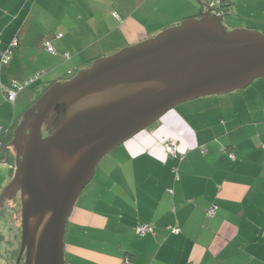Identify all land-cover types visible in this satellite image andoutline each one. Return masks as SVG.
Masks as SVG:
<instances>
[{"label":"crops","instance_id":"1","mask_svg":"<svg viewBox=\"0 0 264 264\" xmlns=\"http://www.w3.org/2000/svg\"><path fill=\"white\" fill-rule=\"evenodd\" d=\"M207 1L0 0L1 139L12 141L24 112L49 86L199 18ZM228 4L225 26L264 32V0ZM12 81L19 87L9 102L2 88ZM168 140L176 142L175 156L165 152ZM8 156L0 180V264H14L20 246L16 226L4 219L3 190L15 162ZM142 225L150 228L144 235L137 232ZM63 249L65 264H264V79L182 103L103 157L71 210Z\"/></svg>","mask_w":264,"mask_h":264},{"label":"water","instance_id":"2","mask_svg":"<svg viewBox=\"0 0 264 264\" xmlns=\"http://www.w3.org/2000/svg\"><path fill=\"white\" fill-rule=\"evenodd\" d=\"M264 79V36L203 13L49 86L13 131L20 197L14 264H65L71 210L100 160L178 105ZM11 192V193H10Z\"/></svg>","mask_w":264,"mask_h":264},{"label":"built area","instance_id":"3","mask_svg":"<svg viewBox=\"0 0 264 264\" xmlns=\"http://www.w3.org/2000/svg\"><path fill=\"white\" fill-rule=\"evenodd\" d=\"M225 0H208L207 1V7L206 12H208L210 15L215 17H223L224 13L222 10H219L218 8L221 6H224ZM17 46V39L14 38L2 51H1V61L2 63H7L9 59L11 58L13 49ZM45 49L48 53L53 54L54 49L50 46L49 42H46L44 44ZM36 78V77H35ZM30 82L24 81L22 85L27 86ZM19 86L16 84V81H12L11 85L9 87L2 88L4 97L7 101L13 102L16 96V89ZM2 136V130L0 128V156L4 150L3 142L1 139ZM174 140H168L166 144L164 145V149L166 154L170 156H175L176 154V145ZM2 164V161L0 160V165ZM215 213V209L211 208L207 212V216H212ZM150 230L149 226L142 225L137 229L138 234L144 235Z\"/></svg>","mask_w":264,"mask_h":264},{"label":"rangeland","instance_id":"4","mask_svg":"<svg viewBox=\"0 0 264 264\" xmlns=\"http://www.w3.org/2000/svg\"><path fill=\"white\" fill-rule=\"evenodd\" d=\"M225 22H224V20L222 19V25L226 28V30H228V31H230V30H234V29H231V28H228L227 26H225V24H224ZM256 32H258V33H260L261 35H263L264 36V32H260V31H256ZM71 79V78H70ZM254 82V81H253ZM252 82V83H253ZM37 100V99H36ZM35 100V101H36ZM34 101V102H35ZM33 102V103H34ZM33 103L32 104H30V106L29 107H31L32 105H33ZM28 107V108H29ZM158 122V121H157ZM4 151V150H3ZM3 153V152H2ZM10 154H9V156L10 157H12L13 159H15V148H14V146L13 145H11V147H10V152H9ZM6 155V154H5ZM3 163H4V161H2ZM12 169H11V174H12V177H13V174H14V163L12 164V167H11ZM8 171H9V168H8V166L7 165H4V164H2V165H0V180H2V176L3 175H7L8 174ZM7 201L5 202L6 203V210L5 211H7V213H6V218H4L3 216V218L5 219V221H8L9 223H11V224H13V225H15L16 226V228H17V236H18V239H19V237H20V225H21V220H20V199H19V193L17 192L15 195H14V197L13 198H10V197H7ZM1 210V209H0ZM0 214H1V211H0ZM0 233H1V231H0Z\"/></svg>","mask_w":264,"mask_h":264},{"label":"trees","instance_id":"5","mask_svg":"<svg viewBox=\"0 0 264 264\" xmlns=\"http://www.w3.org/2000/svg\"><path fill=\"white\" fill-rule=\"evenodd\" d=\"M225 5L224 6H221V7H219L218 9L219 10H222L223 11V13H224V15L226 14V12L228 11V8H229V4H228V0H225ZM206 7H207V5H206ZM238 91H241V90H238ZM238 91H234V92H238ZM230 94V93H229ZM11 136V134H10V132L8 133V134H6V137H10ZM2 142H3V146H4V151H3V153L1 154V156H0V160L1 161H4V155L6 154V156L7 155H9L10 153V147H11V142H10V139H7L6 140V138L4 139V140H2ZM9 142V143H8ZM11 155V154H10ZM9 158H11L12 159V161H14L15 159H13L12 157H10V156H8Z\"/></svg>","mask_w":264,"mask_h":264},{"label":"flooded vegetation","instance_id":"6","mask_svg":"<svg viewBox=\"0 0 264 264\" xmlns=\"http://www.w3.org/2000/svg\"><path fill=\"white\" fill-rule=\"evenodd\" d=\"M14 148H15V146H14ZM15 151H16V150H15ZM15 158H16V154H15ZM10 193H11V192H10ZM5 195H6V194H5ZM22 262H23V259H21V264H23Z\"/></svg>","mask_w":264,"mask_h":264},{"label":"clouds","instance_id":"7","mask_svg":"<svg viewBox=\"0 0 264 264\" xmlns=\"http://www.w3.org/2000/svg\"><path fill=\"white\" fill-rule=\"evenodd\" d=\"M15 164V163H14ZM2 165V164H1ZM14 171H15V169H14ZM14 175V174H13Z\"/></svg>","mask_w":264,"mask_h":264},{"label":"bare ground","instance_id":"8","mask_svg":"<svg viewBox=\"0 0 264 264\" xmlns=\"http://www.w3.org/2000/svg\"><path fill=\"white\" fill-rule=\"evenodd\" d=\"M19 199H20V197H19ZM23 259V258H22ZM23 263V262H22Z\"/></svg>","mask_w":264,"mask_h":264}]
</instances>
